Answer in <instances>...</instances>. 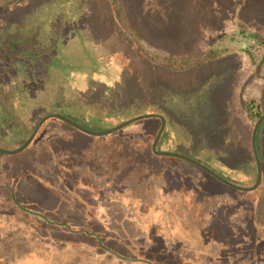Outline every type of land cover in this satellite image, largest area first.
Returning a JSON list of instances; mask_svg holds the SVG:
<instances>
[{
  "label": "rangeland",
  "instance_id": "obj_1",
  "mask_svg": "<svg viewBox=\"0 0 264 264\" xmlns=\"http://www.w3.org/2000/svg\"><path fill=\"white\" fill-rule=\"evenodd\" d=\"M42 4L39 7L33 5L29 10L31 16H26V20L36 23L35 20L50 11L63 16L64 26L56 48L58 62L50 69L45 81L34 77L33 82L17 66L0 63L2 89L10 84L20 85L19 106L23 104L31 110L60 97L69 99L77 94L81 97L84 90H98L104 84L119 83L123 76L126 82V72L139 78L150 73L149 64L136 56L110 26L108 14L104 12L101 17L102 0H51V3ZM47 38L53 41V36L47 35ZM216 38L201 37L191 51L195 55L204 52ZM226 48L229 49L226 66L213 81L206 80L205 87L208 84L211 87L215 82L211 93L214 94L223 88V83L229 82L226 91L234 98V122L227 123L228 127L224 124L226 131L221 128L214 111L209 109L207 95L203 96L205 92L192 91L177 96L176 105L171 106V111L174 108L169 128L171 138L161 142L157 150L176 154L193 151L198 158L191 153L189 156L216 174L212 166L235 177H230V181L226 179L228 176L223 179L239 187L251 188L255 184L243 186L241 183L249 180V171L232 172L227 168L229 160L207 162L200 157L204 153L216 154L221 144H226L233 146L235 164L246 168L249 143L253 150L252 135L257 122L254 126L248 122L240 102L243 99L259 103L263 97L264 64L261 61L264 46L251 47L246 39L238 37L228 42ZM247 49L252 51L254 59L243 52ZM150 52L156 53L154 49ZM161 74L157 67L153 76L159 78ZM160 101H150L147 112L141 115L163 116L161 110L168 105L166 101ZM210 105L214 107L211 102ZM178 125L186 130L183 134L174 131ZM155 131L153 123H143L130 130L129 133L137 135L132 140L108 138L96 141L77 133L73 136L58 124L52 125L47 134L58 132L62 135L64 132L73 137V148L68 152L79 164L75 171L90 177L91 181L62 176L60 180L65 181L67 187L54 188L50 171L42 175L41 187L35 179L20 183L15 193L17 202L41 215L38 217L46 223L63 226L51 227L49 231L42 228L40 219L31 220L32 215L27 211L20 212V218L16 217L18 208L11 203L9 194L0 190V264H136L120 262L102 252L94 240L96 236L102 240V245L123 257L148 259L155 264H264V228L260 233L252 231L253 234L245 229L247 223L264 225V186L251 195L231 192L187 162L151 156L150 150L153 153L152 146L159 133L154 138ZM201 135L214 142L209 151L194 146L192 138ZM16 144L12 143L11 149L4 150L19 149ZM43 148L39 145L30 147L19 155L5 158L3 170L9 175L6 178L0 176V184L15 186L17 165L39 157L47 160L49 156ZM55 149L60 152L63 146L56 145ZM47 208L51 213L45 217L42 211ZM223 214L228 215V228L209 223L211 218ZM80 231L89 233L81 234Z\"/></svg>",
  "mask_w": 264,
  "mask_h": 264
},
{
  "label": "trees",
  "instance_id": "obj_2",
  "mask_svg": "<svg viewBox=\"0 0 264 264\" xmlns=\"http://www.w3.org/2000/svg\"><path fill=\"white\" fill-rule=\"evenodd\" d=\"M47 1L51 3V0H0V63L5 66H17L24 74L32 78V82L34 77L45 81L49 71H51L50 69L58 62V57L56 56L58 49L56 48H58L57 42L60 38V30L64 26L63 16L50 11L45 17L35 20L36 23H30L26 20V16H31L29 10L33 8V5L36 4L39 7L43 2ZM102 1L104 4L102 9H100L101 17L104 12L108 14L110 26L127 42L130 50L136 56L149 64L150 73L148 72L143 75V78H139L134 73L126 72V82H124L126 78L123 76L122 81L119 83L113 85L104 84L98 90H84L81 97H78V94L72 95L69 99L67 97V100L60 97L50 103L45 102L31 110H28L23 104L19 106L21 102L18 99L20 85L10 84L3 90L2 82L0 81V147L11 149L10 144L17 143L16 148H20L31 136L39 122L50 114L64 115L91 131H103L140 116L147 112L149 108L147 105L150 101L161 99L160 103L166 101L168 106H164L163 110H161L166 120V127L158 142L159 145L163 141L168 142L171 138L169 128L172 122L171 115L174 111V108L171 111V106L176 105L177 96L181 95L182 97V95L189 94L192 91L205 92L203 96L207 95L205 97L209 109L214 111L218 124L226 131L227 128L225 126L228 127L227 123L234 122L233 117L235 116L232 109L234 98L226 91L229 82L223 83V88H219L216 93L211 94L215 89L212 87L215 82L211 87L209 84L205 87V81H213L217 78V73L226 66L225 62L228 60L227 52L229 50L226 48L228 42L242 37L251 44V47L257 44L264 46V0ZM96 22L98 26V18ZM228 28L233 29L226 31ZM47 35L53 36V41L48 39ZM204 36L217 38L210 42L204 52L195 55L191 48L199 43L197 40L201 41V37ZM150 49H154L156 53L150 52ZM243 52L249 55L251 59H254L250 49ZM261 64H264V57ZM157 67L162 72L159 78L153 76ZM69 84L73 85L71 81H69ZM61 89L65 90L64 87H61ZM64 93L66 96V92ZM210 102L214 107L210 105ZM240 105L248 122L254 126L264 113V94L259 103L255 100L245 101L242 99ZM143 123H153L155 125V138L162 124L159 118L138 121L107 137L88 136L57 119H50L45 122L30 147L38 145L44 147V152L49 156L47 160L39 157V159H34L31 162H25L26 164L17 165L16 172L18 175L14 177L15 186L10 187L6 184H0V190H5L10 196L11 203L18 208L17 211L19 213L16 217L20 218L22 215L20 214L22 211L19 206L27 207L17 202L15 194L16 188L20 186L23 180L35 179L38 187H41L42 175L50 171L52 173L51 176H53L51 181L54 188L67 187L65 181L60 180L62 176L91 179L90 177L78 175L75 171L79 164L75 163L74 157L68 152V150L73 148V137L66 135L64 132L61 133L62 135L58 132L56 134L53 132L52 134H47L52 125L58 124L61 129L72 132L73 136L77 133L79 136H85L87 139L96 141L108 138L128 141L137 136L136 133H129L130 130ZM174 131L179 135L186 130L179 126L175 127ZM192 140L195 141L194 146L201 148V150L209 151L214 146V142L204 135L192 138ZM56 145H62L63 149L57 152L55 149ZM221 145V149L219 151L216 150V154L204 153L200 155L202 160L207 162L211 159L229 160L228 170L232 172H239V170L249 171V180L246 182L241 181L244 184L243 186L254 185L257 181V163L251 143H249L248 147L250 155L246 159V168H240L239 165L235 164V157L232 154L233 146ZM65 147L67 149H64ZM256 149L262 165V182L256 190L259 191L264 186V121L258 129ZM190 153L196 156L193 151H182L179 154L190 157ZM150 155L158 157L151 150ZM7 157L4 156L1 159L2 161L0 160V176L4 178L9 175L4 174L3 170V160ZM196 157L198 158V156ZM8 167V171H10L11 168L10 166ZM212 168L222 178L228 176L226 179L229 181L231 178L235 179V177L226 175L225 171L218 170L215 166H212ZM199 170L231 192L249 195L254 193L237 191L217 181L203 170ZM42 212L45 217L48 213H51L49 208L44 209ZM22 213H26V211ZM1 215H7V213H1ZM31 215V220L36 218L41 220V226L45 231H49L51 227H63L60 224H48L43 218ZM227 218L228 215L223 214L217 218H211L209 223H219V227L228 228L230 221ZM34 223L36 222L34 221ZM41 226L37 224L38 228ZM261 228H264V225H260V223H256V225L247 223L245 229L251 233L252 231L260 233ZM65 229H68V227H65ZM87 236L93 238V236ZM98 238L96 236L94 240L100 245L99 249L110 255L103 249L101 246L103 244L102 240L100 239V243ZM226 241L229 243L228 240ZM116 259L120 262H126ZM148 261L155 264L150 260Z\"/></svg>",
  "mask_w": 264,
  "mask_h": 264
},
{
  "label": "water",
  "instance_id": "obj_3",
  "mask_svg": "<svg viewBox=\"0 0 264 264\" xmlns=\"http://www.w3.org/2000/svg\"><path fill=\"white\" fill-rule=\"evenodd\" d=\"M150 118H159L161 119L162 121V124H161V129L153 143V146H152V151L154 153V155L158 156V157H169V158H174V159H179V160H182V161H185V162H188L196 167H198L199 169L203 170L204 172H206L207 174H209L210 176H212L214 179H216L217 181L221 182L222 184L228 186V187H231L237 191H241V192H254L256 191L259 186L261 185V182H262V165H261V161L259 159V156H258V152H257V149H256V135H257V132H258V129L260 127V125L262 124V122L264 121V115H262L259 120L257 121L256 125H255V128H254V131H253V135H252V144H253V150H254V154H255V159H256V163H257V181L255 183V185L251 188H243V187H239L237 185H234L230 182H228L227 180L223 179L221 176H219L218 174H216L214 171H212L211 169H209L208 167H206L205 165H203L202 163L188 157V156H184V155H180V154H176V153H171V152H160L157 150V145H158V142L159 140L161 139L163 133H164V130H165V127H166V120L163 116L161 115H158V114H146V115H140L138 117H135L133 119H130L120 125H118L117 127H114L110 130H106V131H101V132H96V131H91V130H88L86 128H84L83 126H81L80 124L72 121L71 119L67 118L66 116L64 115H61V114H50L46 117H44L40 122L39 124L37 125V127L35 128L34 132L32 133V135L29 137V139L17 150H4L2 148H0V158L2 159L4 156H16V155H19L21 153H23L24 151H26L30 145L32 144V142L34 141V139L36 138L40 128L42 127V125L47 122L48 120L50 119H57V120H60L66 124H68L69 126L73 127L74 129L88 135V136H91V137H106V136H110V135H113L121 130H123L124 128L138 122V121H141V120H146V119H150ZM14 195V194H12ZM20 207V210L21 211H27L28 213L30 214H33V215H37V216H41L37 213H34L32 211H29L27 209H25L24 207L22 206H19ZM80 233H89L88 231H80ZM93 236V235H92ZM99 239V238H98ZM100 241V239H99ZM101 243V241H100ZM101 246L103 247V249H105L110 255L120 259L121 261H126V262H132V263H139V264H152L151 262H149L148 260L146 259H130V258H126V257H123L111 250H109L108 248H105L102 244Z\"/></svg>",
  "mask_w": 264,
  "mask_h": 264
},
{
  "label": "crops",
  "instance_id": "obj_4",
  "mask_svg": "<svg viewBox=\"0 0 264 264\" xmlns=\"http://www.w3.org/2000/svg\"><path fill=\"white\" fill-rule=\"evenodd\" d=\"M82 234H85V233H82ZM93 237H95V236H93Z\"/></svg>",
  "mask_w": 264,
  "mask_h": 264
}]
</instances>
